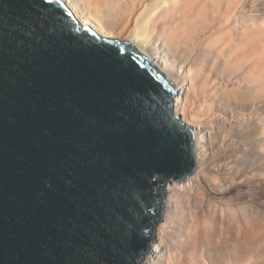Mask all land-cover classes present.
I'll return each mask as SVG.
<instances>
[{
  "label": "water",
  "instance_id": "95a60500",
  "mask_svg": "<svg viewBox=\"0 0 264 264\" xmlns=\"http://www.w3.org/2000/svg\"><path fill=\"white\" fill-rule=\"evenodd\" d=\"M175 84L62 0H0V264H140L197 166Z\"/></svg>",
  "mask_w": 264,
  "mask_h": 264
},
{
  "label": "bare ground",
  "instance_id": "6f19581e",
  "mask_svg": "<svg viewBox=\"0 0 264 264\" xmlns=\"http://www.w3.org/2000/svg\"><path fill=\"white\" fill-rule=\"evenodd\" d=\"M62 1L81 25L141 48L195 134L196 170L167 183L140 264H264L258 195L219 196L264 178V18L244 9L264 0Z\"/></svg>",
  "mask_w": 264,
  "mask_h": 264
},
{
  "label": "rangeland",
  "instance_id": "374dc122",
  "mask_svg": "<svg viewBox=\"0 0 264 264\" xmlns=\"http://www.w3.org/2000/svg\"><path fill=\"white\" fill-rule=\"evenodd\" d=\"M244 9L249 10L250 12H252L256 16L258 15V17L264 18V7L257 9L255 7L249 6L247 4V6ZM239 113H242V112H239ZM250 127L251 126H249V128ZM252 128H253V126H252ZM202 186L204 189H209V184H208V182L206 183V181L202 182ZM248 192H250L254 196L258 195L255 198V200L264 205V178L260 179V180L254 179V180L247 182V183H244V184L243 183L242 184L236 183V184H234V186L232 188H230V190L222 192L221 194H219V196H223V197H227V198H232L234 196H236V198H238L237 196H239L238 200L243 201V200L249 199V197H251L250 193H248ZM211 194L216 195L215 193H211ZM149 245H150V243H149Z\"/></svg>",
  "mask_w": 264,
  "mask_h": 264
}]
</instances>
